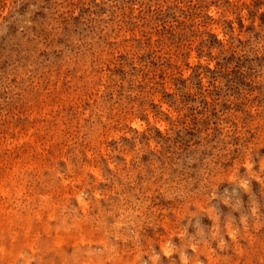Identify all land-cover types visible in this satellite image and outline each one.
Segmentation results:
<instances>
[{
  "label": "rangeland",
  "instance_id": "rangeland-1",
  "mask_svg": "<svg viewBox=\"0 0 264 264\" xmlns=\"http://www.w3.org/2000/svg\"><path fill=\"white\" fill-rule=\"evenodd\" d=\"M0 237V264H264V0H0Z\"/></svg>",
  "mask_w": 264,
  "mask_h": 264
},
{
  "label": "bare ground",
  "instance_id": "bare-ground-1",
  "mask_svg": "<svg viewBox=\"0 0 264 264\" xmlns=\"http://www.w3.org/2000/svg\"><path fill=\"white\" fill-rule=\"evenodd\" d=\"M36 213V212H35ZM2 223V222H1ZM7 224V223H6ZM56 225V224H55ZM64 226V225H63ZM56 229V228H55ZM10 230V229H9ZM3 231V230H2ZM8 232V231H7ZM10 233V232H9ZM12 234V233H11ZM14 234H15V231H14ZM14 236V235H13ZM2 237H4V235L2 236ZM1 238V237H0ZM30 238V237H29ZM56 239V237H54V240ZM4 240V239H3ZM0 247H2V246H0ZM32 248V247H31ZM2 249H3V247H2ZM2 249H1V253H2ZM33 251V250H32ZM185 262V261H184Z\"/></svg>",
  "mask_w": 264,
  "mask_h": 264
}]
</instances>
